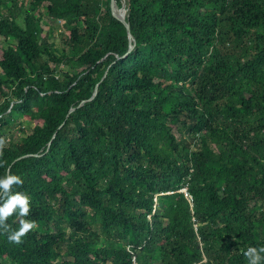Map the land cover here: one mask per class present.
Masks as SVG:
<instances>
[{
	"label": "trees",
	"instance_id": "1",
	"mask_svg": "<svg viewBox=\"0 0 264 264\" xmlns=\"http://www.w3.org/2000/svg\"><path fill=\"white\" fill-rule=\"evenodd\" d=\"M125 8L124 56L110 0H0L1 137L31 124L0 176H21L36 224L0 232V264H132L127 245L138 264H247L264 246V0Z\"/></svg>",
	"mask_w": 264,
	"mask_h": 264
},
{
	"label": "clouds",
	"instance_id": "2",
	"mask_svg": "<svg viewBox=\"0 0 264 264\" xmlns=\"http://www.w3.org/2000/svg\"><path fill=\"white\" fill-rule=\"evenodd\" d=\"M5 140L0 138V157L3 156ZM0 166H3L0 164ZM23 185V179L19 175L7 171L0 176V232L7 236L8 242L21 244L22 238L36 227L34 221L26 220L25 217L31 212V201L28 194L20 191H13L14 186ZM14 214L18 215L19 228L13 229L7 220ZM247 264H264V246H249L242 250Z\"/></svg>",
	"mask_w": 264,
	"mask_h": 264
},
{
	"label": "rangeland",
	"instance_id": "3",
	"mask_svg": "<svg viewBox=\"0 0 264 264\" xmlns=\"http://www.w3.org/2000/svg\"><path fill=\"white\" fill-rule=\"evenodd\" d=\"M40 23L42 24V27L44 28V33L46 32L48 34H51V31H52V39H54L57 42H60V40L62 39V34L65 31V28L63 25H60L55 30H51L49 23L47 22L46 15H44V17ZM0 42H3V43H5V45H7V41H5L3 38H0ZM64 69H67V66L63 63L60 64V66H58V67H54V71L56 73H58L59 71H62ZM20 121H21V123H18V124L13 126V127H15V130H11V133H9V135H5L7 138H13L16 136L19 137V136L25 135L29 132L31 124L28 121L24 120L23 117L20 118ZM8 132H9V130H8ZM1 136H2V134L0 132V137ZM7 138H6V140H7Z\"/></svg>",
	"mask_w": 264,
	"mask_h": 264
},
{
	"label": "water",
	"instance_id": "4",
	"mask_svg": "<svg viewBox=\"0 0 264 264\" xmlns=\"http://www.w3.org/2000/svg\"><path fill=\"white\" fill-rule=\"evenodd\" d=\"M122 4L121 6H119L116 2V0H110V5H111V10H112V14L118 18L121 22H123V24L125 25L127 32H128V41H129V46L127 51L125 52L124 56L127 55L129 53V51L133 48L134 44H135V38L133 37L132 33L130 32V26H129V22L126 19V16L122 13V10L126 11L125 8V0H121ZM97 87L98 84H96V87L94 89V92L92 94V96L89 98L91 99L97 92ZM181 190H185L181 189Z\"/></svg>",
	"mask_w": 264,
	"mask_h": 264
},
{
	"label": "built area",
	"instance_id": "5",
	"mask_svg": "<svg viewBox=\"0 0 264 264\" xmlns=\"http://www.w3.org/2000/svg\"><path fill=\"white\" fill-rule=\"evenodd\" d=\"M127 250H129L132 253V264H138L137 258H136V254L133 252V249L131 245H127L126 246Z\"/></svg>",
	"mask_w": 264,
	"mask_h": 264
},
{
	"label": "bare ground",
	"instance_id": "6",
	"mask_svg": "<svg viewBox=\"0 0 264 264\" xmlns=\"http://www.w3.org/2000/svg\"><path fill=\"white\" fill-rule=\"evenodd\" d=\"M122 13H123L124 15H126V11H125V10H122Z\"/></svg>",
	"mask_w": 264,
	"mask_h": 264
}]
</instances>
